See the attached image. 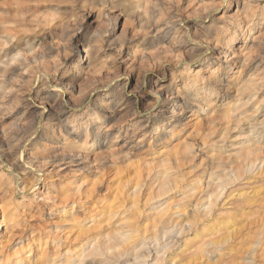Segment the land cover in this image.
<instances>
[{
    "label": "clouds",
    "instance_id": "clouds-1",
    "mask_svg": "<svg viewBox=\"0 0 264 264\" xmlns=\"http://www.w3.org/2000/svg\"><path fill=\"white\" fill-rule=\"evenodd\" d=\"M0 264H264V0H0Z\"/></svg>",
    "mask_w": 264,
    "mask_h": 264
}]
</instances>
